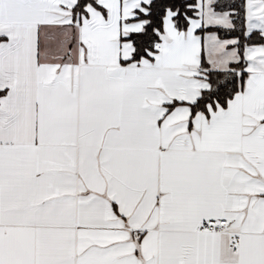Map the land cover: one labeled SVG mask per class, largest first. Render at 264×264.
Masks as SVG:
<instances>
[{
  "label": "snow or ice",
  "instance_id": "1",
  "mask_svg": "<svg viewBox=\"0 0 264 264\" xmlns=\"http://www.w3.org/2000/svg\"><path fill=\"white\" fill-rule=\"evenodd\" d=\"M0 264H264V0H0Z\"/></svg>",
  "mask_w": 264,
  "mask_h": 264
}]
</instances>
